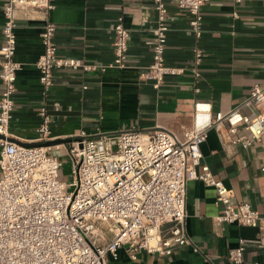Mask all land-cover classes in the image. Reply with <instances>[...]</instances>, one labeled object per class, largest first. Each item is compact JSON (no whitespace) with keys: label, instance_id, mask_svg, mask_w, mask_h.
<instances>
[{"label":"built area","instance_id":"2783aa9c","mask_svg":"<svg viewBox=\"0 0 264 264\" xmlns=\"http://www.w3.org/2000/svg\"><path fill=\"white\" fill-rule=\"evenodd\" d=\"M153 1L158 12L153 61L141 79L159 89L167 75H181L186 69L198 78L203 58L198 43L189 66L167 63L168 7L166 0ZM172 1L189 11L190 30L198 40L203 32L202 7L209 0ZM20 7L37 8L47 16L56 4L55 0H4L3 4L0 134L5 138L0 137V264H107L109 256L119 258L121 248L131 259H137L141 251L170 255L184 245L200 252L186 228L187 188L192 180L215 188L216 203L221 206L213 217L215 223L257 227L264 241V213L248 201L234 202L233 189L203 162L202 151L211 129L225 137L237 132L243 123L253 139L264 136V84L254 85L249 97L227 111L214 113L211 103L196 101L193 125L182 137L165 128H128L116 134L81 131L80 139L67 148L72 170L71 181L66 182L60 179L62 160L49 153L52 146H25L7 139L22 68L15 59L16 10ZM57 28L54 21L46 19L41 33L43 52L36 65L43 95L54 85L57 68L87 72L125 66L130 33L123 15L117 17L113 27L114 59L108 64L58 56ZM244 106L259 109L250 117L242 112ZM40 114L37 141L50 140L51 117L45 107ZM231 141L242 142L245 147L251 143L246 136ZM246 248V239L239 238L228 258L241 263Z\"/></svg>","mask_w":264,"mask_h":264},{"label":"crops","instance_id":"0c3cea01","mask_svg":"<svg viewBox=\"0 0 264 264\" xmlns=\"http://www.w3.org/2000/svg\"><path fill=\"white\" fill-rule=\"evenodd\" d=\"M3 4L0 0V47L4 41ZM55 4L47 16L33 7L16 10L15 59L22 68L16 81L9 137L18 142L37 141L42 107L51 117L50 140L75 139L81 131L116 134L128 128H165L182 137L193 125L196 101L211 103L214 113L227 111L249 97L254 85L264 84V0H209L202 7L203 32L198 40L190 30L189 11L166 0L170 28L165 40L167 63L189 66L196 43L203 58L198 78L186 69L181 75H167L159 89L141 79L153 61L158 15L153 0H55ZM119 15L130 33L125 66L87 72L57 68L54 85L43 95L36 62L43 52L41 33L46 19L58 26V56L108 64L114 59L113 27ZM3 88L0 78V98ZM256 109L259 107L244 106L242 112L253 117ZM243 136L251 139L248 147L231 141ZM71 142L56 144L58 148L50 145L49 153L63 160ZM202 151L203 162L233 189V201H248L264 213V136L253 139L243 123L237 132L225 137L211 129ZM220 208L215 188L192 180L187 188L186 228L200 252L184 245L170 255L141 251L137 259H131L121 248L119 258L109 256L107 264H235L228 253L241 237L246 239L247 248L239 264H264L261 230L215 223L213 217Z\"/></svg>","mask_w":264,"mask_h":264},{"label":"water","instance_id":"95a60500","mask_svg":"<svg viewBox=\"0 0 264 264\" xmlns=\"http://www.w3.org/2000/svg\"><path fill=\"white\" fill-rule=\"evenodd\" d=\"M0 137L5 138L4 135L0 134ZM8 140L10 141H14L17 142L19 144L25 145V146H49V145H56L59 143H67V142H71L74 138H58V139H54V140H46V141H36V142H31V143H22V142H18L17 140L11 138V137H7ZM80 139L79 137H76L74 140Z\"/></svg>","mask_w":264,"mask_h":264},{"label":"rangeland","instance_id":"374dc122","mask_svg":"<svg viewBox=\"0 0 264 264\" xmlns=\"http://www.w3.org/2000/svg\"><path fill=\"white\" fill-rule=\"evenodd\" d=\"M63 160V167L61 170V177L60 179L66 182H70L71 181V161H70V157L69 156H64L62 158ZM147 179V177H146ZM110 236V235H108Z\"/></svg>","mask_w":264,"mask_h":264}]
</instances>
